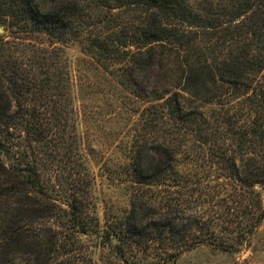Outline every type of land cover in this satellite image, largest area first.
<instances>
[{
  "label": "trees",
  "instance_id": "trees-1",
  "mask_svg": "<svg viewBox=\"0 0 264 264\" xmlns=\"http://www.w3.org/2000/svg\"><path fill=\"white\" fill-rule=\"evenodd\" d=\"M214 1L219 5L211 10ZM206 2L210 8L191 0H0V26L10 32L0 34V264H15L11 255L27 246L24 264H171L201 244L238 249L241 233L231 240L218 236L175 195L179 172L166 142L139 144L131 209L104 228L94 214L85 163L82 186L72 190L65 187L64 167L63 190L49 152L55 131L68 122L60 119L72 94L70 72L54 45L68 39L83 43L103 67L121 64L122 86L132 83L131 72L177 56L188 91L210 82L216 94L245 95L248 115L261 114L264 138V0ZM173 94L179 120L161 115L164 126L204 116L198 108L186 110L180 92ZM149 147L161 155L157 165L143 161ZM259 170L262 177L264 162ZM92 247L100 257L88 262L84 253ZM64 251L68 259L61 258Z\"/></svg>",
  "mask_w": 264,
  "mask_h": 264
},
{
  "label": "rangeland",
  "instance_id": "rangeland-1",
  "mask_svg": "<svg viewBox=\"0 0 264 264\" xmlns=\"http://www.w3.org/2000/svg\"><path fill=\"white\" fill-rule=\"evenodd\" d=\"M206 1L191 0L198 8H210ZM212 4L211 10L219 5L216 1ZM9 33L0 26V34ZM35 36L49 43L47 36ZM54 43L62 49L72 86L68 108L60 119L64 122L68 117L67 126L55 131L49 151L59 165L61 188L64 190V167L65 187L82 186L84 162L90 173L94 214L104 228L107 221L124 217L131 209L139 144L145 140L149 145L155 140L166 142L173 148L179 172L172 185L178 184L175 195L187 200V212L202 215L222 238L231 240L242 234L237 250L201 244L171 264H264V175L261 177L259 170L264 162V138L257 120L261 114L248 115L251 103L247 97L216 94L217 88L210 82L193 83L188 91L179 70L181 60L175 55L131 72L132 83L122 86L116 77L121 64L101 66L78 40ZM210 77L213 80V75ZM173 92H180L186 110L198 108L204 116L182 126L160 123L157 119L161 115L179 120L171 100L176 97ZM160 157L149 147L143 161L148 166L157 165ZM34 247L39 246L36 243ZM28 250L29 246L15 251L11 255L14 263L24 264ZM70 255L64 251L61 258ZM84 256L88 262L99 260L100 249L92 247Z\"/></svg>",
  "mask_w": 264,
  "mask_h": 264
}]
</instances>
